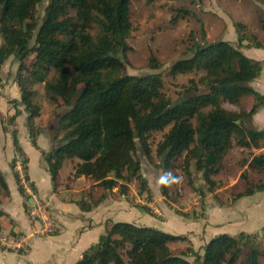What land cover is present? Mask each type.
Wrapping results in <instances>:
<instances>
[{
	"label": "trees",
	"instance_id": "16d2710c",
	"mask_svg": "<svg viewBox=\"0 0 264 264\" xmlns=\"http://www.w3.org/2000/svg\"><path fill=\"white\" fill-rule=\"evenodd\" d=\"M42 1L0 0V67L12 57L22 71L24 60L34 53L31 83L45 82L48 99L56 104L61 99L67 108L58 121L63 135L49 152H42L53 183L64 160L78 159L75 177L91 178L105 190H112L117 179L124 177L123 172L138 176V148L148 157L149 134L170 124L171 129L156 148L165 171L163 196L173 179L168 170L183 153L185 165L192 163L201 178L212 185L211 176L218 172L234 142L241 147L260 148L264 128H249L244 122L264 106V96L249 85L259 77L263 66L240 50L244 45L242 24L235 25L239 35L237 48L223 40L195 44L188 57L171 65L172 75L204 70L201 83L210 88L208 92L186 88L185 95L172 102L161 92L159 73H124L129 49L126 40L131 31L130 0H48L39 23L34 12ZM70 11L75 15H69ZM93 25L97 28L95 35L89 32ZM261 26L264 31V21ZM253 38L254 44L244 47L264 49V42ZM150 68H159L153 58ZM51 70L55 77L45 81ZM20 78L18 75L16 82L21 101L31 119L38 114L31 103L33 93ZM245 95H252L256 101L247 112L236 113L220 106L221 99L236 104ZM206 107L210 110L204 112ZM13 143L20 152L16 137ZM23 164L27 177L25 159ZM249 165L264 168V155L253 156ZM138 178L142 193L147 183L140 175ZM0 182L3 183L1 176ZM256 188L263 191L264 184ZM253 193L251 189L239 197ZM185 239L149 226L115 222L74 264H124L122 250L126 264H186L182 257L185 254H172L168 247V243ZM244 244H250L246 264H258L264 252L244 233L238 238L227 234L213 237L204 245L201 257L189 252L201 264H235Z\"/></svg>",
	"mask_w": 264,
	"mask_h": 264
},
{
	"label": "rangeland",
	"instance_id": "374dc122",
	"mask_svg": "<svg viewBox=\"0 0 264 264\" xmlns=\"http://www.w3.org/2000/svg\"><path fill=\"white\" fill-rule=\"evenodd\" d=\"M47 4L48 0H43L36 7L34 16L39 23ZM69 15L74 16L75 12L70 11ZM129 21L131 31L126 40L129 49L125 54L124 73L135 76L159 73L162 79L161 92L172 102L185 95L186 88L193 90L197 87L202 92H208L210 89L201 83V78L205 75L204 70L175 75L170 73L171 65L181 58L188 57L193 45L223 40L237 48L239 36L235 27L237 23L244 27V30L240 32L244 38V45L251 46L254 44L255 39L253 37L264 42V31L261 26V22L264 21V0H130ZM89 32L92 35L97 33L95 25ZM244 45L240 48L242 53L249 58L261 61L264 69V49L244 47ZM152 58L159 63V68L156 70L150 68ZM34 59L35 54L31 53L24 60L22 71L18 70V62L12 57L0 67V148L12 143L13 138L17 137L24 143L36 142L38 139L36 142L39 144L38 148H45L49 152L55 145L57 138L64 133L58 121L67 108L61 99H58L57 104L48 99L45 94V82L31 83L33 80L31 64ZM18 75L24 82L25 88L33 93L31 103L38 114L31 119L29 118V110L21 101L16 82ZM55 75V71L51 70L46 74L45 81L54 78ZM249 85L264 96V72L258 80L252 81ZM255 102L252 95H245L236 104H229L221 99L220 106L229 111L243 113L249 111ZM209 110L210 107L203 109L204 112ZM192 123L195 125V119L192 120ZM244 124L246 127L260 130L264 128V118L255 121L252 116ZM171 127L172 124L167 125L162 131H154L149 134L148 145L151 152L148 157L141 154L140 148H138L137 158L140 161V169L137 174L146 180L145 191L140 192L141 180L138 176L133 177L127 172H123L124 177L117 179L116 185L111 191H105L98 185H91L89 191L83 192L81 200H90L88 205H91L93 200L100 195L103 197L108 195L115 201H121L122 198H125L130 207L135 209L130 212L129 209L124 208L127 209L125 211L130 218V214L140 217L142 212H152L153 209L148 205L154 202L153 198L155 197L157 199V203H153L154 211H156L154 213L155 219L157 217L161 219L159 214H162V209L169 208L170 211L184 213L186 216L181 215L182 219L193 220L204 215L208 204H216L227 211L238 205L239 200L243 198L239 197L240 194L251 189H253L254 194H261V192L256 191V187L264 184V168L255 169L247 163L251 161L253 156L264 155V139L259 141L260 148L258 149L241 147L234 142L219 164L218 172L211 176L212 185L207 184L201 178V174L194 170L192 163L188 165L189 167L185 165V153H183L181 157L175 160L174 167L168 170L173 179L168 184L167 195L163 196L161 183L165 171L156 156V148ZM17 156L22 161L25 159V155L18 154ZM33 157L31 155V169L36 170L33 165ZM14 160L15 158L7 163L6 170L10 171L13 177L15 176L17 190L19 189L22 194L14 169ZM42 161L44 162L43 157ZM0 164L4 168L3 158H1ZM0 176H3L1 171ZM110 177L114 176L110 174ZM29 182L31 183L30 180ZM95 187L97 188L95 189ZM6 194V190L0 182V202L3 200L5 204L10 205L12 200L9 198V194ZM244 198L240 202L243 205L238 212L247 213L253 218L257 212V209L253 208L251 204L253 195ZM237 207H240V204ZM232 211L236 212L237 210ZM243 218L246 219L245 214ZM7 221L12 222L14 220L8 218ZM252 224L254 226L253 219L248 222V226ZM1 225L4 226L5 224ZM175 226L177 225L175 224ZM244 231L241 232L248 234L252 244L256 245L260 251L264 250V228L253 229L252 233H249L247 228ZM259 232L261 233L259 234ZM203 235V232L199 235L202 242ZM188 236L186 234V237ZM235 237L238 238V234ZM189 246L191 247L189 242H179L178 244L176 242L171 244L170 251L177 256L185 254L182 256L184 259L190 257L186 264H197L195 257L187 256L190 253L189 250H192ZM249 251L250 244H244L237 264H246V256H248ZM123 252L122 250L121 254L124 264H126L127 258Z\"/></svg>",
	"mask_w": 264,
	"mask_h": 264
},
{
	"label": "crops",
	"instance_id": "0c3cea01",
	"mask_svg": "<svg viewBox=\"0 0 264 264\" xmlns=\"http://www.w3.org/2000/svg\"><path fill=\"white\" fill-rule=\"evenodd\" d=\"M6 62L7 60L1 67ZM263 72L264 69L260 75ZM258 78L256 79L258 80ZM262 118H264V106L253 115L255 121ZM16 139L20 152L16 150L13 140L12 143L6 146L3 145L0 148V160L1 158L4 159V168L0 164V171L3 175L1 178L4 179H2L3 183L1 185L6 190V195L9 194V198L12 200L10 205L5 204L3 200L0 202V264H74L80 260L82 254L88 248L97 243L99 237L115 222H129L140 226H149L175 236L186 237V234H188L189 236L185 240L176 241L177 244L179 242L191 243L189 248L200 257L203 255L204 245L217 235L227 234L235 237L237 234L239 236L240 233H244L246 228L249 233H252L253 229L264 228V190L258 191L261 192L260 195L253 193L251 204L253 208L257 209V212L253 215V218L244 213L246 219L243 218L244 214L238 212L243 205L240 202L245 199L244 197L239 200V203L237 202L240 207L235 205L234 208L227 211L216 204H208L204 215L193 220L182 219L178 212L170 211L169 208L162 209V214H159L161 219L158 217L159 220L155 219L154 213L156 211H154L153 205V203H157L155 197L153 198L154 202L148 205L153 209L152 212H142L140 217L130 214L129 218L125 210L129 209L128 211L131 212L135 209L130 207L125 198H122L121 201H115L108 195L106 197L100 195L93 200L91 205H88L90 200H81V196L83 192L89 191L91 185L96 186L97 182L88 177L74 176L75 166L80 162L78 159L64 160L59 169L56 182L53 183L47 165L41 157L42 152L47 151L45 148H38L39 144L36 143L38 139L36 142L28 143L22 142L17 137ZM18 154L25 155L27 178L29 177L28 179L31 181L38 198L46 204L50 216L56 220L58 229L53 234L35 233L39 231V226L30 220L25 197L19 189L17 190L15 176L13 177L12 173L6 170L7 163L17 158ZM31 155L34 156L33 165L36 170L31 169ZM235 209L237 211L233 212L232 210ZM8 218L14 221L8 222ZM252 219L254 226L253 224L248 226V222ZM3 223L4 226L1 225ZM202 232L204 233L203 242L199 236ZM198 233L200 234L198 235ZM2 238H7L10 243L7 246L2 245ZM19 238L26 242V250L22 251L20 249L17 251L10 247L12 241ZM176 242L168 243L169 249L171 244ZM262 251L264 252V250ZM187 256L194 257L192 253ZM189 259L190 257L185 258L187 263ZM238 262L239 260L235 264ZM263 263L264 255L258 259V264ZM197 264H201V262L197 261Z\"/></svg>",
	"mask_w": 264,
	"mask_h": 264
},
{
	"label": "built area",
	"instance_id": "2783aa9c",
	"mask_svg": "<svg viewBox=\"0 0 264 264\" xmlns=\"http://www.w3.org/2000/svg\"><path fill=\"white\" fill-rule=\"evenodd\" d=\"M15 173L19 188L25 197L26 209L30 220L39 226V231L35 233L40 234H53L57 231L58 225L56 220L52 218L48 212L46 204L38 198L37 194L33 190L32 184L29 182L28 178L24 173L23 161L19 157L15 158ZM4 246L10 243L7 238H2ZM10 247L16 250H26L25 241L22 239H16L12 241Z\"/></svg>",
	"mask_w": 264,
	"mask_h": 264
},
{
	"label": "water",
	"instance_id": "95a60500",
	"mask_svg": "<svg viewBox=\"0 0 264 264\" xmlns=\"http://www.w3.org/2000/svg\"><path fill=\"white\" fill-rule=\"evenodd\" d=\"M212 88H215V86H213ZM236 123L238 124V123H239V121H236Z\"/></svg>",
	"mask_w": 264,
	"mask_h": 264
}]
</instances>
